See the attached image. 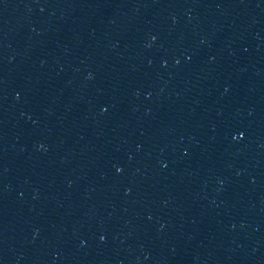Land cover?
Wrapping results in <instances>:
<instances>
[{"label": "water", "instance_id": "water-1", "mask_svg": "<svg viewBox=\"0 0 264 264\" xmlns=\"http://www.w3.org/2000/svg\"><path fill=\"white\" fill-rule=\"evenodd\" d=\"M185 0H0V264L104 138Z\"/></svg>", "mask_w": 264, "mask_h": 264}]
</instances>
